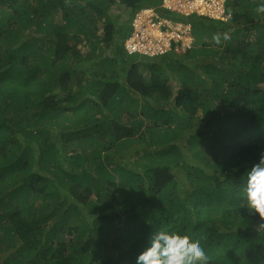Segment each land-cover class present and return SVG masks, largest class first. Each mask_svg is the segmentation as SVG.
<instances>
[{
    "label": "trees",
    "instance_id": "obj_1",
    "mask_svg": "<svg viewBox=\"0 0 264 264\" xmlns=\"http://www.w3.org/2000/svg\"><path fill=\"white\" fill-rule=\"evenodd\" d=\"M160 3L0 0V264H135L160 229L208 264H264L245 199L264 153V0L192 13L193 47L123 61L131 18Z\"/></svg>",
    "mask_w": 264,
    "mask_h": 264
},
{
    "label": "clouds",
    "instance_id": "obj_2",
    "mask_svg": "<svg viewBox=\"0 0 264 264\" xmlns=\"http://www.w3.org/2000/svg\"><path fill=\"white\" fill-rule=\"evenodd\" d=\"M163 3L164 0H161V3L159 4L161 5V8L159 9H157L154 5L144 6L139 11H137L135 15H133L130 21V27L132 30L125 38L123 43L124 50L128 55L134 56L140 54L143 56H152L139 52L129 53L127 48L125 47V41L133 31V22L134 19H136L137 13L150 10L152 12L150 16L152 21L156 23H166V25H171L172 27H177L180 24H189L191 27V23L186 19V17L195 12L202 14L198 10H194L189 13L179 12L177 8L171 10L166 8ZM164 10L171 11L173 15L170 17L162 15ZM257 11L264 13V3L258 6ZM179 18H182L183 20H179ZM217 19L223 21L226 20L221 18ZM118 27L120 30L121 26L118 25ZM173 42L178 43L172 41L171 44H173ZM193 45L194 43L191 45V47H193ZM81 47L82 48L79 49H81L82 53H85L86 51H83V48H86L84 43H81ZM180 48L184 51L188 49V47L185 49L182 47ZM178 49L179 47H177V50ZM245 199L250 211L258 213L260 217H264V153L260 155L258 162L253 164L252 167L246 171ZM208 261L209 258L199 242H193L188 235H181L178 233L160 229L156 230L150 236L148 246L145 247L144 250L137 255L135 264H208Z\"/></svg>",
    "mask_w": 264,
    "mask_h": 264
},
{
    "label": "built area",
    "instance_id": "obj_3",
    "mask_svg": "<svg viewBox=\"0 0 264 264\" xmlns=\"http://www.w3.org/2000/svg\"><path fill=\"white\" fill-rule=\"evenodd\" d=\"M204 1H211V8L216 6L219 9L217 14L212 12L211 9L207 11L198 10L200 6V3L197 4L198 0H164L163 5L171 10L177 8L179 12L189 13L198 10L202 14L221 19H227L230 16V14L226 13L225 0H201L199 2L203 3ZM151 14L150 10L137 13L133 22V31L125 41V47L129 53L162 54L171 48L172 41L181 42V47L184 49L191 47V41L186 39L191 35L189 24H180L177 27H172L171 25H166V23H156L151 20Z\"/></svg>",
    "mask_w": 264,
    "mask_h": 264
},
{
    "label": "rangeland",
    "instance_id": "obj_4",
    "mask_svg": "<svg viewBox=\"0 0 264 264\" xmlns=\"http://www.w3.org/2000/svg\"><path fill=\"white\" fill-rule=\"evenodd\" d=\"M199 1H201V0H198V2H197V4H199L200 3V6H199V8H198V10H200V11H207L208 9L210 10L211 9V11L212 12H214L215 14H217V12L219 11V9L218 8H216V6L214 7V8H211V5H212V3H211V1H204L203 3L202 2H199ZM179 20H183L182 18H179ZM189 27H190V25H189ZM192 34V33H191ZM188 41H191V43L193 44L194 43V37H193V35H190V36H188V38H186ZM79 48H82L81 47V43L79 44V46H78ZM83 51H87L86 50V48H83ZM100 52V51H99ZM121 59L123 60V61H126V62H129L130 63V61H131V59H132V56H130V55H128L125 51H123L122 52V57H121ZM128 64V63H127ZM85 78H87V76H85V73H83L82 75H81V80L83 81V80H85ZM78 84V83H77ZM174 84H175V89H178V86H179V82L176 80L175 82H174ZM200 85L198 84L197 85V88L199 87ZM211 105H212V108H220L221 107V105L219 104V102L216 100H213L212 102H211ZM99 108H101L102 109V104H100V106L99 105H97ZM104 111V110H103ZM100 115V114H99ZM203 116V110H202V108L201 107H198V109L195 111V115H194V117L197 119V118H200V119H202L201 117ZM201 125L203 126L204 125V121L200 124V125H197L196 126V129L198 130L199 128H201ZM216 127V126H215ZM50 132H51V135H52V137L53 136H55V134H56V132H57V130H55V129H53V128H51L50 130H49ZM182 140H183V137H182ZM57 143H58V146L59 147H61L62 146V144H63V142H61V141H59V139H58V141H57ZM123 152L121 151L119 154H122ZM131 155V154H130ZM134 157H136V156H134ZM119 158L120 159H122L123 161H125V162H127V161H130L129 160V158H127V155H120L119 156ZM59 159H60V162H61V164L66 168V169H72L73 168V164H71V162L66 158V155L63 153V151H61L60 152V154H59ZM131 159H133L132 158V156H131ZM141 166V165H140ZM74 169H76V168H74ZM173 172L175 173V175H176V177H177V180L178 181H180V184H181V187L183 188V190L185 189V188H187V189H189V188H191L190 187V183H189V178H188V175H187V173H186V171L184 170V171H182V173L181 172H179L176 168H173ZM109 210V216H111V217H114L115 216V213L110 209V208H108ZM48 212L49 211H51V209H49V210H47ZM107 210H105V209H103L102 210V213H106V212H108ZM109 216H107V217H109ZM52 221H54V219H52L51 221H49V223H52ZM72 222V221H71ZM71 222L69 223V224H71ZM73 223V222H72ZM64 237L65 238H71V235L69 234V233H65V235H64ZM9 253H11V251H7L6 253H5V251H0V257H5V256H7ZM2 254H3V256H2Z\"/></svg>",
    "mask_w": 264,
    "mask_h": 264
}]
</instances>
